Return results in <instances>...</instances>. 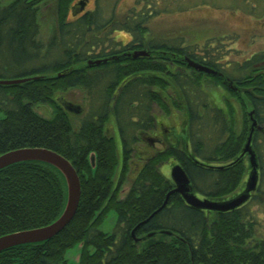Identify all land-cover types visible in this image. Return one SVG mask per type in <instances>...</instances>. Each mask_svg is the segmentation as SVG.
<instances>
[{
	"label": "trees",
	"instance_id": "16d2710c",
	"mask_svg": "<svg viewBox=\"0 0 264 264\" xmlns=\"http://www.w3.org/2000/svg\"><path fill=\"white\" fill-rule=\"evenodd\" d=\"M3 1L0 79L25 80L0 84L4 112L0 154L23 147L56 151L77 171L81 195L73 219L61 232L0 252V264H264V127L252 133L260 178L244 204L224 212L208 211L186 204L174 193L150 218L174 187L159 170L169 159L182 167L198 197L222 201L236 195L247 171L246 109L253 111L257 122H264V50L222 66V53L210 44L197 47L185 45L181 38L149 34V20L162 10L216 6V0H136L123 16L113 12L108 18L98 4L71 16L74 0H55L54 23L46 41L39 37L37 22L41 0ZM229 1L234 9L264 23V0ZM116 31L128 33L130 40L117 41ZM139 50L148 55L133 58ZM114 56L100 64L87 63ZM185 57L218 74L192 69ZM167 83L179 97L171 99V105L185 115L186 142L147 156L120 197L137 143L154 129L153 105L169 111L162 96ZM205 84L224 88L240 103L239 131L232 102L224 100L226 110L218 106ZM73 87L88 97L87 112L77 125L55 102L58 91ZM39 106L50 108V115L40 113ZM110 117L121 141L120 164L116 141L105 132ZM65 201L64 178L53 166L29 161L1 169L0 236L53 222ZM110 210L117 221L108 233L99 225ZM79 244L78 260L66 259V251Z\"/></svg>",
	"mask_w": 264,
	"mask_h": 264
},
{
	"label": "rangeland",
	"instance_id": "374dc122",
	"mask_svg": "<svg viewBox=\"0 0 264 264\" xmlns=\"http://www.w3.org/2000/svg\"><path fill=\"white\" fill-rule=\"evenodd\" d=\"M10 1L12 0H4L3 3L6 4ZM77 1L78 0H74L72 5ZM135 1L136 0H87L84 8L85 11L94 10L96 9V4H98L105 18L110 17L113 12H115L116 17H120L133 7ZM216 3V6L195 5L184 10H162V13H159V15L149 20V34L151 37H160L162 39L181 38L184 40L183 42L185 45H197V47L210 44L212 50L218 49V51L222 53V58L220 59V63L223 64L222 66H226L228 63L233 62H242L249 58L251 54L264 50V23L262 21L252 14L243 12L241 9H234L229 0H216ZM54 11L55 0H41L38 7L37 22L39 37L42 41H46L50 34L54 23ZM113 36L117 41L122 43H126L130 40L129 34L123 31H116ZM227 68L230 70L231 66ZM208 84L205 85L207 89L211 91L213 96L212 99L218 106L225 109L224 100L229 99V101L232 102L236 122L235 129L239 131L242 123L240 103L236 98L229 96V93L224 88H217ZM229 86H231V84H229ZM177 95V92L173 90L171 84L167 83L166 92H164L162 96L170 105L168 113L163 112L157 105H153L156 127L154 130L145 133L141 141L137 143L133 157L129 163L127 179L121 187L120 197H123L127 192L131 180L135 177L146 156L152 154L156 150H163L169 144H177V146L180 147L185 144L187 139L185 115L182 111L171 105V99L176 100V97H178ZM55 96H63L65 99L87 110L88 97L84 90L79 87L70 89L64 94L56 93ZM40 108L42 111L40 113L42 114H44L43 112H45V110H48L46 106ZM250 111L251 109H246L249 134L254 119V117L250 115ZM3 115L4 112L0 110V118H2ZM78 116L79 115L71 117L72 122L76 125L77 121H79V118H77ZM111 122L112 119L107 123V135H114L115 137L120 164L121 141L118 132L116 131V133H114L116 127ZM263 127L264 122L259 123L256 121L254 129L263 130ZM149 138L154 139V143H148L146 140ZM243 160L246 164L247 171L235 194H238L244 189L249 171L251 170L249 155L246 154ZM176 163L174 159H169L167 162L160 165L159 170L161 174L169 179L171 168ZM118 170L119 166L117 167L116 175ZM233 196L235 195L233 194L227 198ZM116 221L117 216L115 211L110 210L99 225V229L111 233L116 225ZM79 253L80 244L69 248L65 253V257L71 262H76L79 258Z\"/></svg>",
	"mask_w": 264,
	"mask_h": 264
},
{
	"label": "water",
	"instance_id": "95a60500",
	"mask_svg": "<svg viewBox=\"0 0 264 264\" xmlns=\"http://www.w3.org/2000/svg\"><path fill=\"white\" fill-rule=\"evenodd\" d=\"M86 1L87 0H78L71 7L72 14L75 15L76 13L83 11L86 5ZM147 55L148 52L145 50L134 51L132 54L133 58ZM185 61L187 66L191 67L196 71L212 75L218 74L217 71L213 68L207 67L190 58L185 57ZM96 63H99V60L96 61ZM24 80L25 78L7 80L0 79V84H16L23 82ZM75 108L78 109L77 113H79L80 108L78 106H76ZM67 109L72 111V109L69 107ZM249 113L251 116L253 115V111H250ZM255 124L256 120L253 119L250 134L243 148V153H247L249 155V164L251 170L249 171L245 187L242 191H240L235 196L222 201H214L207 198H200L192 192L190 180L185 171L179 164H175L171 168L170 172V179L172 180L174 187L166 195L163 205L158 210H156L150 216V218L156 212L161 210L164 205H166L168 197L174 193L180 194L186 204L198 209L208 211L224 212L235 209L244 204L249 199L251 193L256 189L258 183L257 160L255 152L251 148V137ZM29 161H36L49 164L56 168L62 174L66 185V201L62 212L53 222L44 226L14 231L1 235L0 252L18 245L39 243L49 240L66 227V225L73 219L78 208L81 195V185L78 173L73 167L72 163L56 151L44 147H23L9 150L0 154V170L12 164ZM150 218L138 224L133 229L132 235H134L135 230L140 225L146 223Z\"/></svg>",
	"mask_w": 264,
	"mask_h": 264
},
{
	"label": "flooded vegetation",
	"instance_id": "af4514ba",
	"mask_svg": "<svg viewBox=\"0 0 264 264\" xmlns=\"http://www.w3.org/2000/svg\"><path fill=\"white\" fill-rule=\"evenodd\" d=\"M73 6V5H72ZM71 6V7H72ZM70 10V15L71 16H77V15H81V14H83L84 12H85V8H84V10L83 11H81V12H78V13H76L75 15H72V12H71V9H69ZM116 57L114 56V58H97V59H94V60H89L87 63L88 64H100V63H102V62H107L108 60H113V59H115ZM108 59V60H107ZM99 60V63H96V61H98ZM90 62V63H89ZM74 88H76V87H73V88H69V89H67V90H65V91H58L57 93H61V94H64L66 91H68V90H70V89H74ZM58 95V94H57ZM55 102H56V104L59 106V107H61L67 114H68V116L70 117V119H71V117H73V116H77V115H79L77 118H79V120H80V118L82 117V116H84L85 114H86V112H87V110L86 109H84V107H82V106H80V105H78V104H75L74 102H71V101H69V100H67V99H65L63 96H55ZM70 105V106H69ZM76 106H78L79 108H80V111H79V113H77L78 112V109H76L75 107ZM40 107H42V106H39L38 107V111H40V112H42L41 111V108ZM71 108L72 109V111H70V110H68L67 108ZM87 107V106H86ZM49 110V111H48ZM48 110H45V112H43L44 113V115H50V108H48ZM74 110V111H73ZM111 119H112V124L113 125H115V122H114V118L113 117H110L109 119H108V121L106 122V124H105V132H106V134H107V131H108V127H107V123L109 122V120L111 121ZM79 121H77V123H78ZM116 127V126H115ZM155 127H156V122H155V126H154V129H155ZM153 129V130H154ZM116 131H117V128L115 129V131H114V133H116ZM150 132V131H149ZM144 136V134L142 135V137ZM110 137H113L114 139H115V137H114V135H111ZM148 143H154V139H151V138H149L148 140H146ZM157 151H160V150H156L155 152H157ZM117 153H118V150H117ZM154 153V152H153ZM152 153V154H153ZM151 155V154H150ZM149 156V155H148ZM147 157V156H146ZM145 157V158H146ZM259 171V170H258ZM128 189H129V187L127 188V191H128Z\"/></svg>",
	"mask_w": 264,
	"mask_h": 264
}]
</instances>
